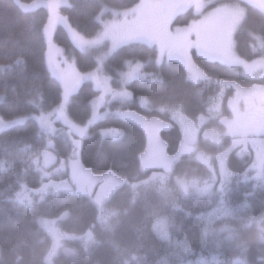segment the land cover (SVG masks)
<instances>
[{
  "label": "trees",
  "instance_id": "16d2710c",
  "mask_svg": "<svg viewBox=\"0 0 264 264\" xmlns=\"http://www.w3.org/2000/svg\"><path fill=\"white\" fill-rule=\"evenodd\" d=\"M33 1L0 0V117L5 120L24 117L17 125L0 131V264H45L49 237L39 218L56 219L60 229L66 232L79 235L88 229L93 232L94 240L87 248L78 247L71 256L61 252L54 264H179L203 257L209 247L213 248L211 251L220 264H234L235 260H244L245 264H264V258L260 259L264 244L259 241L253 221L250 225L244 221L235 222L233 237L225 240L221 224L206 234L203 228L201 230L200 214L203 212L198 211V216L188 213L187 222L182 216L184 210L168 206L177 217L172 231L178 240L176 244H166L152 230L151 222L158 214L159 205L156 192H153V197L138 201L130 208L133 189L123 187L125 184L117 187L106 202L119 209L110 218L113 228L116 227L112 228L113 233L111 228L100 231L95 227L96 207L88 198L75 193H60L50 201L46 199L32 206L16 200L15 191L20 180L33 187L40 184L36 171L28 167V162L23 165L25 159L27 161L33 154H40L46 140L33 116L51 111L63 99L61 86L47 65L49 12L43 5H22ZM137 1L68 0L59 10L52 39L73 55L79 72L93 69L96 50L74 46L69 30H76L86 37L93 36L100 29V12L108 15L109 8L126 9ZM243 5L245 11L236 32L235 50L239 56L249 60L264 55V51L256 52L253 48L257 38L264 41V14L255 7ZM184 14L186 19L182 23L189 18L188 11ZM156 56L152 46L143 44L123 45L109 54L104 64L109 75L115 77L124 70L126 62L138 60L144 63L145 74L144 79H134L128 84L132 98L127 106L113 104L112 108L130 109L166 120L169 119L168 114L162 111L179 110L188 118H196L207 112L208 103L218 92V85H207L205 77L235 80L243 85L253 82L240 76L238 70L196 53L192 58L196 65L193 72L177 60L167 59L157 65ZM96 94L87 82L77 84L66 103V112L73 122L83 123L89 117L90 101ZM110 129H120L122 134L118 139L107 138L103 132ZM162 136L167 142L168 152L174 153L180 140L175 123L163 131ZM53 137L54 150L71 155L67 136L63 137L56 131ZM145 146V134L138 125L109 115L88 126L80 148V159L93 175L104 176L110 172L132 184L145 177L146 173L140 169ZM187 161L182 158L175 163L174 173L191 177L189 167L192 164ZM195 165L200 170L203 168ZM230 166L234 168L236 165L231 161ZM261 192L264 194V191L255 194L259 196ZM261 196L258 199L264 204ZM259 206L251 202V207ZM80 251L81 254L77 255Z\"/></svg>",
  "mask_w": 264,
  "mask_h": 264
},
{
  "label": "rangeland",
  "instance_id": "374dc122",
  "mask_svg": "<svg viewBox=\"0 0 264 264\" xmlns=\"http://www.w3.org/2000/svg\"><path fill=\"white\" fill-rule=\"evenodd\" d=\"M67 2L35 0L22 3L26 7L43 5L49 12L47 65L61 86L63 99L51 111L33 116L46 140L40 154H33L27 161L25 159L23 165L28 162V167L36 171L40 184L33 187L20 177V185L15 191L16 200L32 206L46 199L50 201L60 193H76L88 198L96 207L95 227L100 231L111 228L113 233L114 224L110 218L119 209L106 202L118 186L125 184L123 187L130 186L134 192L130 208L138 201L153 197V192L157 193L160 206H157L158 214L151 222L152 230L166 244H176L178 240L172 231L177 217L168 206L184 210L182 216L187 222L188 213L198 216V211L203 212L200 214L201 230L203 228L206 234L221 224L225 240L233 237L235 222L244 221L250 225L253 221L259 241L264 244V204L258 199L263 193L255 194L264 191V55L246 60L235 50L236 32L245 11L243 4L264 14V0H138L126 9L109 8L108 15L99 13L100 29L93 36L86 37L76 30H69L74 46L96 50V66L85 72H79L73 55L52 39L59 10ZM187 11L189 18L182 23ZM177 16L180 21L174 22ZM127 44L152 46L157 52V65L171 56L191 72L196 70L192 53H201L238 70L240 76L253 82L243 85L235 80L205 77L207 85H218V92L208 103L207 112L196 118H188L179 110L162 111L168 114L169 119L166 120L130 109H114L111 107L113 104L127 106L132 98L128 84L145 77L144 63L140 60L126 62L124 70L115 77L106 73L104 64L109 54ZM179 47L185 52L180 51L179 54ZM253 48L256 52L264 51V41L257 38ZM80 81L90 84L97 94L90 101L89 117L83 123H76L69 118L66 103ZM255 113L260 115L259 122H255L257 124L254 123ZM109 115L131 121L144 131L146 146L140 156V169L146 174L138 184L130 185L129 181L110 172L104 176L93 175L80 159V148L88 126ZM23 120L24 117L20 116L9 120L0 117V131ZM174 123L179 129L180 140L174 153H169L162 132ZM56 131L63 137L67 136L71 155L54 150ZM103 134L107 138L118 139L122 133L120 129H110ZM182 158L192 164L189 178L174 173L175 163ZM231 161L236 165L234 168L230 166ZM195 164L202 166L203 170ZM251 202L260 206L253 208ZM39 222L49 237L45 264L57 262L55 258L61 252L71 256L78 247L85 249L93 238L91 229L81 235L63 231L54 218H39ZM212 249L209 247L203 257L179 264H220ZM263 256L264 251L260 259ZM234 264H245V261L235 260Z\"/></svg>",
  "mask_w": 264,
  "mask_h": 264
},
{
  "label": "flooded vegetation",
  "instance_id": "af4514ba",
  "mask_svg": "<svg viewBox=\"0 0 264 264\" xmlns=\"http://www.w3.org/2000/svg\"><path fill=\"white\" fill-rule=\"evenodd\" d=\"M180 51L185 52V50L183 48L179 47V51H178L179 54H180ZM253 116L255 117L254 118V123L260 119V115L258 113L257 114L255 113Z\"/></svg>",
  "mask_w": 264,
  "mask_h": 264
},
{
  "label": "bare ground",
  "instance_id": "6f19581e",
  "mask_svg": "<svg viewBox=\"0 0 264 264\" xmlns=\"http://www.w3.org/2000/svg\"><path fill=\"white\" fill-rule=\"evenodd\" d=\"M173 203V202H172ZM171 210V209H170ZM161 214V213H160ZM236 229V228H235ZM220 245V244H219ZM227 249V248H226ZM230 252V251H229Z\"/></svg>",
  "mask_w": 264,
  "mask_h": 264
}]
</instances>
